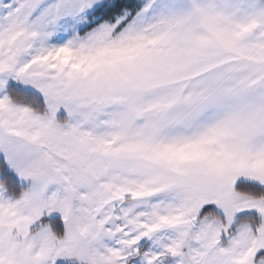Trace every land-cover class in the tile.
Listing matches in <instances>:
<instances>
[{
    "label": "snow or ice",
    "instance_id": "obj_1",
    "mask_svg": "<svg viewBox=\"0 0 264 264\" xmlns=\"http://www.w3.org/2000/svg\"><path fill=\"white\" fill-rule=\"evenodd\" d=\"M0 264H264V0H0Z\"/></svg>",
    "mask_w": 264,
    "mask_h": 264
}]
</instances>
